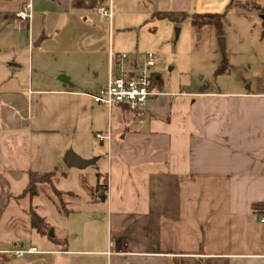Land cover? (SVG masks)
I'll list each match as a JSON object with an SVG mask.
<instances>
[{"label":"crops","instance_id":"obj_1","mask_svg":"<svg viewBox=\"0 0 264 264\" xmlns=\"http://www.w3.org/2000/svg\"><path fill=\"white\" fill-rule=\"evenodd\" d=\"M187 2L168 0L169 10ZM27 4L44 26L26 25L21 76L0 48V264L26 256H39L28 264H264V91L175 93L155 84L160 94L143 109H108L90 95L107 84L109 47L33 74V50L60 34L45 22L58 17L63 28L95 0H26L16 13ZM102 133L110 138L100 143ZM68 150L94 163L68 169ZM49 172L52 187L23 194L31 173ZM30 210L53 238L31 228ZM17 249L35 252L6 253ZM75 256L87 258L71 263Z\"/></svg>","mask_w":264,"mask_h":264},{"label":"rangeland","instance_id":"obj_2","mask_svg":"<svg viewBox=\"0 0 264 264\" xmlns=\"http://www.w3.org/2000/svg\"><path fill=\"white\" fill-rule=\"evenodd\" d=\"M25 1L0 0V48L9 55L11 64H16L21 71L20 76L26 70L29 32L26 25L29 22L20 23L14 15ZM107 1L95 0L96 6L107 7ZM187 1L189 5L177 12L182 16L169 20L155 16V13L171 12L168 0H111L110 30L106 20H99L96 10H89L81 18L68 19L63 28L58 25V17L51 21L48 19L45 22L46 32L59 28L60 34L47 41L41 52L33 50L34 78L50 72L65 58L79 55L86 61L91 54L102 50L107 52L111 46L113 51L127 55L129 64L136 67H142L146 55L152 54L154 66L150 72L153 77H158L154 86L160 84L168 92L264 91V21L259 18L264 0ZM195 14L222 15L221 23L218 27H197L193 25ZM85 17H88L86 22ZM32 24L34 29H41V17L35 15L30 22L31 27ZM16 42L21 48L19 53L15 49ZM61 51L67 54H61ZM102 56L99 55V58ZM90 68L92 70V64ZM70 215L71 220L80 217L79 214ZM68 248L80 250L82 247L71 244ZM83 248L86 249V246ZM37 258L39 256H26L14 261V264L21 261L28 264ZM86 258L70 257L71 263L83 262Z\"/></svg>","mask_w":264,"mask_h":264},{"label":"built area","instance_id":"obj_3","mask_svg":"<svg viewBox=\"0 0 264 264\" xmlns=\"http://www.w3.org/2000/svg\"><path fill=\"white\" fill-rule=\"evenodd\" d=\"M95 10L101 21L106 20L109 25L111 24L112 11L110 6H99ZM15 17L20 22L30 21L32 18L30 4L18 11ZM153 66L152 54L146 55L145 63L142 67L128 66L127 55L115 52L109 46L107 84L97 93L90 95L91 99L94 103L107 108L121 106L129 110L143 109L150 97L160 94L153 91V75L150 73V69ZM109 138V134H95V139L100 143L104 140H109ZM260 222L264 224V217L260 219ZM31 252H35V250L17 249L6 253L11 257H22Z\"/></svg>","mask_w":264,"mask_h":264},{"label":"trees","instance_id":"obj_4","mask_svg":"<svg viewBox=\"0 0 264 264\" xmlns=\"http://www.w3.org/2000/svg\"><path fill=\"white\" fill-rule=\"evenodd\" d=\"M155 16L159 18H168L169 20H176L177 17L182 16V13L177 12H161V13H155ZM222 15L218 14H195L193 17V25L197 27H202L205 25H211L218 27L221 23ZM155 80V81H154ZM156 77H152L153 85L156 83ZM159 85V84H156ZM55 175V172H49V173H31L29 175V180L27 187L24 190L25 195H28L30 198H33L37 195V185L39 184H48L52 187V178ZM97 182H99L100 179H102V176L98 173L96 174ZM105 182V180H104ZM99 188H105V183L102 185H98ZM54 193L58 196L60 205L62 209L65 211V206L63 202L60 199V193L53 189ZM29 220H30V226L33 228L38 234L42 236H46L48 234V231L50 230V227L45 223L43 218L39 217L34 211H29Z\"/></svg>","mask_w":264,"mask_h":264},{"label":"water","instance_id":"obj_5","mask_svg":"<svg viewBox=\"0 0 264 264\" xmlns=\"http://www.w3.org/2000/svg\"><path fill=\"white\" fill-rule=\"evenodd\" d=\"M259 18L264 21V7H262L260 9ZM175 38H177V31L175 34ZM220 41H221V39H220ZM221 42H220V47L223 50V44ZM93 163H94L93 160L82 159L81 157L77 156L72 150L66 151V153L64 154V157H63V164L68 169L73 168V169H77V170H83V169H86L87 167L91 166ZM47 236L49 238H53V230L52 229H50L48 231Z\"/></svg>","mask_w":264,"mask_h":264}]
</instances>
